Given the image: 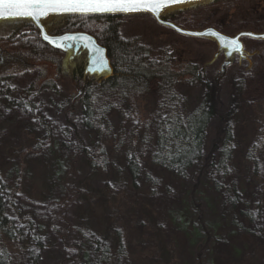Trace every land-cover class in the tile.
<instances>
[{"label": "rangeland", "instance_id": "rangeland-1", "mask_svg": "<svg viewBox=\"0 0 264 264\" xmlns=\"http://www.w3.org/2000/svg\"><path fill=\"white\" fill-rule=\"evenodd\" d=\"M178 21L190 28L214 26L228 34L245 29L264 31V0H213L194 7L189 15ZM122 27L125 35L143 39L156 51L155 54L171 55L177 67L192 62L209 66L206 76L212 83L217 82L214 87L216 108L206 129L202 157L195 161L187 180L175 187L171 195L165 191L160 196L150 197V187L145 183L139 191L142 199L132 190L127 194L116 190L117 198L114 199L111 193L105 194L106 179L98 175L90 185L95 195L93 202L89 199L68 202V197L63 202L65 193L61 194L58 188L54 192L46 188V158L35 153L31 144L32 140L37 141L35 124L30 130L23 118L26 115L19 111L21 119L14 118L12 114L19 109L13 106L16 111L9 114L7 107L0 104L3 115L0 117V169L5 175L18 180L23 209L45 206L44 203L48 202L46 198L61 199L62 202L57 218L51 222L47 238L48 242L52 239L55 245L44 252L40 264H61L59 249L65 244L70 229L75 228L84 231L89 228L96 232L107 230L116 236L119 233L124 241L125 255L115 264H264V90L260 89L264 87V41L246 42L251 57L243 63L245 71L240 76L248 86L240 91L238 61L220 75L219 81L215 79L217 73L214 70L224 61L221 55L216 64L213 63L215 65H210L218 48L215 40L180 34L147 13L124 15ZM18 53L25 58L18 64L27 66L23 70L14 69L19 76L23 75L25 79L34 77L37 69H43L49 76L52 73L55 57L52 53L33 54L27 50ZM67 68H70L69 64L64 72H68ZM10 72V69L4 71ZM62 78V93L79 94L67 74ZM185 86L180 88V92L186 110L190 111L198 106L206 91L201 86ZM40 97L43 112L52 120L56 131H60L62 137H59L72 141L73 132L61 130L68 126L69 119L67 104L61 101V93L55 94L47 89ZM151 97L138 100L134 106L145 121L155 104ZM117 120L112 119L114 126L118 124ZM228 129L233 130L235 139L231 175L224 187L217 188L209 180L210 161L218 156ZM106 144L117 170H125V148H117L116 140H109ZM149 159L147 154L144 158L145 171L150 169ZM89 169L85 162H78L74 177L85 176ZM232 183H236L239 197L249 203L247 209L255 215L259 211L256 220H244L240 209L235 210L234 205L238 201L233 198ZM71 186L75 188L74 183ZM41 199L42 202H36ZM122 199L124 203L120 201ZM181 215L184 216L185 226L179 223ZM197 225L207 230L202 236L192 233Z\"/></svg>", "mask_w": 264, "mask_h": 264}, {"label": "trees", "instance_id": "trees-1", "mask_svg": "<svg viewBox=\"0 0 264 264\" xmlns=\"http://www.w3.org/2000/svg\"><path fill=\"white\" fill-rule=\"evenodd\" d=\"M122 25L123 16L118 14L70 17L66 26L94 34L107 47L114 69L112 77L101 82H89L80 95L61 92V72L68 66L70 57L66 58L43 42L39 34H36L33 45L27 43L30 45L28 51L35 54L50 52L55 56L50 76L43 69H37L34 77L25 79L15 70H23L27 66H13L12 63L10 68L0 67V104L7 107L9 114L16 111L15 107L19 109L12 114L14 118L21 119L19 111L26 115L23 118L27 120L25 124L29 129L35 124L33 133L37 141L32 140L31 143L27 133V142L33 144L35 153L46 158V188L50 192L58 188L61 194L65 193L63 202L67 197L68 202L72 199L93 202L95 195L90 185L98 175L106 179L105 194L111 193L114 199L117 198L116 190L126 194L132 190L140 198L139 191L145 183L150 187V197L160 196L165 191L171 195L175 187L187 180L195 161L202 157L206 129L215 114L214 87L217 82L212 83L197 62L177 67L171 55L155 54L156 51L143 39L125 35ZM83 63L81 60L76 64V73H79L76 78L80 81L76 85L83 80ZM5 69L11 72L4 73ZM240 75L243 74L237 73ZM215 76L219 81L220 76ZM237 81L240 91L248 86L241 76ZM183 85L201 86L206 91L198 106L190 111L186 110L180 92ZM47 89L55 94L61 93V101L67 104L69 127L61 130L73 132L72 141H64L60 131H56L52 120L43 112L40 95ZM260 89L264 90V87ZM148 96H152L155 104L145 121L134 106L138 100ZM114 118L118 119L116 126L112 121ZM109 140H116L117 148H125V170H117L107 148ZM234 140L233 130L228 129L218 156L210 161L209 180L217 188L224 187L231 175ZM147 154L150 169L145 171ZM80 161L90 169L85 176L77 178L76 175L75 178L74 168ZM71 183H74V189ZM18 184V180L0 169V264H40L44 252L55 245L52 239L48 242L47 238L62 202L61 199L46 198L45 206L24 210L20 204L22 194L18 192ZM108 185L111 187L107 188ZM231 185L233 198L238 201L234 205L235 210L240 209L244 220H256L259 211L255 215L247 209L249 203L239 197L236 183ZM226 192L231 193L229 190ZM120 201L124 203L123 199ZM178 219L185 226L184 216ZM75 229H70L65 244L59 249L61 264H115L124 257L125 245L119 233L116 236L107 230ZM206 231L197 225L192 233L202 236Z\"/></svg>", "mask_w": 264, "mask_h": 264}, {"label": "flooded vegetation", "instance_id": "flooded-vegetation-1", "mask_svg": "<svg viewBox=\"0 0 264 264\" xmlns=\"http://www.w3.org/2000/svg\"><path fill=\"white\" fill-rule=\"evenodd\" d=\"M206 1L208 0H202V1H197V2H187L181 5H176V6L165 8L161 14V17L165 20L173 21V22H176L184 26L178 21V19L179 18L184 19L187 14L189 15L191 11L194 10V7L203 5L204 3H206ZM141 13H145V12H135V13H130V14H141ZM147 14L153 16L150 13H147ZM118 15L124 16L128 14H118ZM75 16L76 15H66V14L50 15L42 19V23L47 29V31L53 35H61L67 32H87L84 30L77 29L75 27L72 28V27L66 26L70 17H75ZM76 17H93V16H76ZM187 28H190V27H187ZM87 33L96 37L94 34L90 32H87ZM36 34H39V37L41 38V40L45 42L42 38L40 28L31 19L24 18V19H2L0 20V67L11 66L12 63L13 65H15V64H18L19 61H25V58H21L22 56L19 55L18 51H21V50L28 51V46H30L31 44L32 45L34 44V40H35L34 38ZM96 39L98 40L97 37ZM247 41L256 43V41H264V40H259V39L249 38V37L243 38L244 48L247 50V54L245 56H241L239 53H234L230 56V58H227L224 50L216 54L218 51V48H217L215 55L213 59L211 60L212 62L210 63V65L215 63L216 59L221 55L224 58L223 64L225 61H228V63L225 68H223V64H222L219 68L217 67L214 70V72L217 73L219 76L222 75V73L224 74V72H226L228 67H230L232 63H234L235 61H238L240 64L237 72L239 74L244 72L245 70L243 67V63L249 60V57H251L250 48H247L249 47L248 43H246ZM98 42L102 44L99 40ZM27 43L30 45H28ZM57 51L62 53L66 58L70 57V61L68 64L71 70L70 68H67L68 72H64L63 70L61 74L62 76L67 74L69 76L70 82L74 83L73 84L74 87L75 88L77 87L79 92L82 91L86 87V85L91 81L101 82L102 80L112 77L114 75L113 74L112 76H101V77H97L95 75L89 77L88 75H86L85 71H86V66H87V62L89 58V51L82 44H80L78 48H76V43L72 44V46L70 47L65 44V50H57ZM28 52L35 54L31 50H29ZM81 60L84 62L83 66L81 67L83 70V71L81 70L82 75H83V80L81 81L79 85H76L77 82H80V81H77V78H76L79 75V73H76V70H77L76 64L78 61H81ZM208 67H209L208 65L207 66L202 65V68L204 69V72L206 75L209 72Z\"/></svg>", "mask_w": 264, "mask_h": 264}, {"label": "water", "instance_id": "water-1", "mask_svg": "<svg viewBox=\"0 0 264 264\" xmlns=\"http://www.w3.org/2000/svg\"><path fill=\"white\" fill-rule=\"evenodd\" d=\"M197 1H202V0H182L181 3H177V4H170L169 0H151V2L149 3V6H156L158 8L159 17L157 18L149 11H139V12H145V13L152 14L160 24L170 27L180 34L191 36V37L210 38V39L215 40L218 43V51L216 54L224 50L227 58H230V56L236 52L232 51V49L227 48L223 45L220 39L221 36L227 37V38H237L238 37L239 42L243 45V50H244L243 56L247 54V50L244 48L243 38L249 37V38L264 40V38H262L264 37V31L245 29L235 34H228V33H225L219 30L217 27H214V26H208L202 29L187 28L176 22L165 20L161 17V14L165 8L176 6V5H181L187 2H197ZM210 1H213V0H208L206 1V3ZM0 11L4 12V17H5V18H0V20L2 19H24V18L31 19L30 17H21V16L15 15V13L18 11L16 8L0 9ZM111 14H121V13L89 14L86 16H106V15H111ZM50 15H57V14L49 13L47 16H42L38 20L31 19L40 28L42 38L46 43H48L52 48L56 50H65V44L70 47L72 46V44L76 43V48H78L79 45L82 44L89 51L88 64L86 66V71H85L86 75H88L89 77L94 76V75L97 77H101V76H112L114 74V69H113L111 59L108 54V49L106 46L100 44L98 40L96 39V37H94L93 35L87 32H67L61 35L50 34L42 23V19ZM59 15H63V14H59ZM66 15L81 16L80 14H66ZM212 33H216L217 35L214 36L212 35ZM248 34H253V35H248ZM45 36H47L48 39H45ZM65 37H75V39H64ZM84 37H88L90 39H84ZM230 52L231 54H229ZM101 58L103 60V63L98 62V60ZM227 63L228 61L224 62L223 68L226 67ZM80 94H81V91L79 92V95Z\"/></svg>", "mask_w": 264, "mask_h": 264}, {"label": "snow or ice", "instance_id": "snow-or-ice-1", "mask_svg": "<svg viewBox=\"0 0 264 264\" xmlns=\"http://www.w3.org/2000/svg\"><path fill=\"white\" fill-rule=\"evenodd\" d=\"M150 2L151 0H0V9L16 8L18 11L15 15L30 17L33 20H38L49 13L86 16L105 13L129 14L139 11H149L158 18V8L149 6ZM181 2L182 0H169L170 4ZM0 18H5L3 11H0ZM212 35L215 36L217 34L212 33ZM45 39H48V37L45 36ZM64 39H75V37H65ZM84 39L90 38L84 37ZM220 39L225 47L232 49V51L239 53L241 56L244 55L243 45L239 42L238 37L227 38L221 36ZM98 62L103 63L102 58Z\"/></svg>", "mask_w": 264, "mask_h": 264}]
</instances>
